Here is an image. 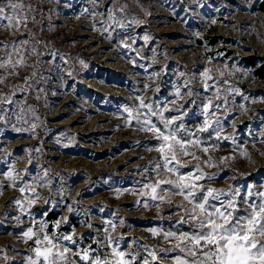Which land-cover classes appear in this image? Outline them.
Returning <instances> with one entry per match:
<instances>
[{
	"label": "rangeland",
	"instance_id": "374dc122",
	"mask_svg": "<svg viewBox=\"0 0 264 264\" xmlns=\"http://www.w3.org/2000/svg\"><path fill=\"white\" fill-rule=\"evenodd\" d=\"M31 2L44 9L37 14L40 23L29 24L39 41L35 45L39 56L27 51V66L19 76L9 79L12 83L22 81L34 67L36 75L30 81L29 92L16 93V101L25 108V119L18 121L9 112L8 123L0 121V178L13 159L18 168L27 167L31 176L43 175V168L49 170L51 186L44 187L42 181L37 185L43 196L30 211L35 213L37 223L43 216L51 235L67 234L74 227L83 234L84 244L96 248L92 238L103 241L106 221L112 220L116 228L111 235L122 234V247H129L131 242L141 254L143 245L167 247L149 229L175 230V220L182 213L174 205L181 197L175 195L172 204H161L158 209L150 198L140 195L142 184L155 179L149 162H159L155 147L158 140L152 133L135 118L125 123V105L134 110V117L138 111L143 119L146 109L139 106L141 97L146 104L151 103L153 114L163 109L165 116L179 117L173 109L185 108V115L173 126L179 129V123H183L189 130L203 121L204 101L212 99L224 105L226 99L227 104L215 111L223 117L222 132L232 135L235 144L226 137H213L209 154L219 162L211 167L201 165L206 172L216 173L204 183L224 189L232 186L241 197L249 185L253 191L264 187V138L260 136L264 131V100L258 99L264 97V77L256 71L264 64V0H115L117 9L126 5L123 13L116 12V19L124 27L101 21V13L107 15L106 6L111 0ZM11 38L0 27V39ZM121 40L131 48L120 44ZM136 52L140 53L138 57ZM205 68L211 70L208 89L203 87L200 75ZM216 85L221 89L220 97L214 91ZM37 87L41 91L37 92ZM177 87L182 94L179 100ZM229 88L241 91L228 92ZM0 91H7L6 86L0 85ZM190 99L195 103H188ZM165 104L169 105L166 109ZM3 107L15 109L17 103ZM149 118L159 126L158 116ZM33 120L35 134L26 131ZM177 134L187 138L183 130ZM209 135L200 133L204 139ZM237 145L247 148L252 159ZM192 150L207 158L199 149ZM229 153H234V158L219 160ZM180 159L189 166L197 162L190 156ZM126 188L133 191L114 195L117 189ZM24 195L7 183L0 194V250L16 258L7 264H19L32 243L19 238L33 218L20 214L14 202L13 197ZM226 198H230L228 192L222 193L221 199ZM49 199L55 203L45 204ZM145 199H149L147 208ZM244 207L241 202L240 209ZM18 215H22V221L17 220ZM64 216L67 222L61 220ZM57 220H61L58 226ZM181 230H187V225ZM0 264H5L4 256H0Z\"/></svg>",
	"mask_w": 264,
	"mask_h": 264
},
{
	"label": "snow or ice",
	"instance_id": "6c2138e0",
	"mask_svg": "<svg viewBox=\"0 0 264 264\" xmlns=\"http://www.w3.org/2000/svg\"><path fill=\"white\" fill-rule=\"evenodd\" d=\"M125 7L126 5H121L117 9L115 0H111V3L106 6L107 15L101 13V21L103 23L111 21L119 27H124L116 19V12L123 13ZM249 7H254V5H249ZM43 11V8L38 9L31 0L27 3L25 0H0V27L7 30L12 37L11 39H0V85H5L7 88V91H0V121L6 124L8 123L6 114L9 112L18 121L26 117L22 102L16 101V93L26 94L31 90L30 81L36 75L35 67L32 74L24 77L22 81L12 83L9 78L19 76L21 69L27 66L25 55L27 51L30 50L39 56L35 46L39 44V41L35 39V32L29 28V24L40 23L37 20V14H42ZM82 11L87 12L88 9H82ZM91 15L95 17L96 12L93 11ZM93 24H96L95 20ZM101 31L105 29L101 27ZM196 34L200 35V33ZM144 39L147 40L148 36L145 35ZM119 43L126 48H131V45L125 43L124 40ZM135 55L138 57L140 53L136 52ZM211 59L212 57H209V60ZM136 62L135 59L132 60L133 64ZM69 74H71V69H69ZM200 75L204 80L203 87L208 89L210 86L207 81L211 78L210 68H205ZM219 75L224 74L221 72ZM213 83L215 84V81ZM187 90L192 94L190 88ZM39 91L41 89L37 87V92ZM214 91L217 97L221 96L219 85H216ZM227 91L241 90L229 88ZM175 95L177 100L182 99L179 87L175 89ZM258 99L264 100V97ZM13 102L17 103V108L3 107L4 105L10 106ZM188 103H195V100L190 99ZM226 104L225 99L224 105ZM224 105L219 102L214 103L212 99L204 101L201 105L203 121L193 130L187 129L183 123H179V129L173 126V122L179 121L180 117L185 115L186 109L183 107L173 109L179 112V117L165 116L163 109L153 114L151 103L146 104L144 98L141 97L139 106L146 109L141 119L138 111L134 117V110L124 106V112L127 113L125 123L135 118L144 130L150 131L158 140L155 147L159 152V162L154 164L149 162L155 179L149 178L147 183L142 184L140 195L150 198L158 209L161 204H172L175 195L178 194L181 197L174 205V209L182 213L175 220V230L162 227L149 229L153 236L164 240L167 247L143 245V254L135 251L131 247V242H129V247H122V234L118 237L111 235V231L116 228L112 220L106 221L103 241L96 237L92 238L97 245L96 248L84 244L83 234L77 233L74 227L67 234L51 235L43 216L37 223L35 213L30 211L33 205L37 204L38 198L43 196V193L37 190V185L42 181L44 187L51 186L52 181L48 177L49 170L43 168V175L31 176L27 167L18 168L16 160L13 159L0 178V194L3 192L5 183L10 187L18 188L20 193L25 194L21 198L13 197L19 213L33 217L29 224L25 225L19 237L24 241H32L25 250L26 254L19 258V264H264V187L253 191V186L249 185L248 191L241 197L239 190L232 186L224 189L204 183V180L211 179L216 173L206 172L201 165L211 167L219 162L209 154L213 148L211 143L213 137L217 139L226 137L235 144L232 135L222 132L223 117L218 116L215 111ZM168 107L169 105H164L165 109ZM242 110H244L243 106ZM152 115L159 117V126L158 122L149 118ZM11 126L15 128V125ZM233 126H235V121H233ZM35 128L36 122L33 120L31 127L26 131L35 134ZM16 130L20 131L18 128ZM180 130H183L187 138H182L177 134ZM203 132H210L211 135L204 139L200 136ZM260 136L264 138V131L260 132ZM252 143L255 145L256 141L253 140ZM215 147L218 148L219 144ZM237 148L242 154L252 159L247 148H240L238 145ZM192 149H199L206 154L207 158L201 157L197 151ZM181 156H190L197 162L189 166L188 162L180 159ZM234 156V153H229L220 157L219 160L227 161ZM28 162L32 163L30 157ZM189 167L190 170H185ZM60 191L63 193L62 189ZM124 191H133V189H117L114 195L119 196ZM224 192H228L230 198L221 199V194ZM241 202L245 205L242 210L240 209ZM49 203H55V201L51 199L45 201V204ZM144 206L145 208L149 206V199L144 200ZM68 209L72 211L71 204L68 205ZM17 220L22 221V215H18ZM61 220L67 222L68 217L64 216ZM61 220H57L55 225L58 226ZM120 223H124L123 218L120 219ZM182 225H187V230H181ZM89 227H91L90 222ZM69 243L71 247L68 246ZM0 249H3V246H0ZM169 253L175 254L168 256ZM0 256H4L5 264L16 259L8 257L3 250H0ZM164 256L168 258L164 259Z\"/></svg>",
	"mask_w": 264,
	"mask_h": 264
},
{
	"label": "trees",
	"instance_id": "16d2710c",
	"mask_svg": "<svg viewBox=\"0 0 264 264\" xmlns=\"http://www.w3.org/2000/svg\"><path fill=\"white\" fill-rule=\"evenodd\" d=\"M256 71L260 77H264V64L261 67L256 68Z\"/></svg>",
	"mask_w": 264,
	"mask_h": 264
}]
</instances>
